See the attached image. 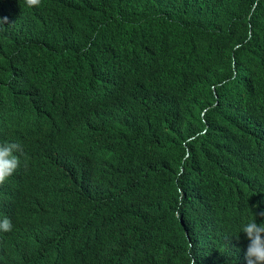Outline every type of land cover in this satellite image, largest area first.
Returning <instances> with one entry per match:
<instances>
[{
	"label": "trees",
	"instance_id": "obj_1",
	"mask_svg": "<svg viewBox=\"0 0 264 264\" xmlns=\"http://www.w3.org/2000/svg\"><path fill=\"white\" fill-rule=\"evenodd\" d=\"M0 141V264H246L264 0H0Z\"/></svg>",
	"mask_w": 264,
	"mask_h": 264
},
{
	"label": "clouds",
	"instance_id": "obj_2",
	"mask_svg": "<svg viewBox=\"0 0 264 264\" xmlns=\"http://www.w3.org/2000/svg\"><path fill=\"white\" fill-rule=\"evenodd\" d=\"M40 0H27L28 6H37ZM20 146L13 141H0V183H4L21 166L17 153ZM264 216V211L255 213L254 219L239 224L238 235L245 234L248 241L244 258L246 264H264V221L258 222L257 217ZM14 228L12 219L7 215H0V232H10ZM192 264H195L193 258Z\"/></svg>",
	"mask_w": 264,
	"mask_h": 264
}]
</instances>
